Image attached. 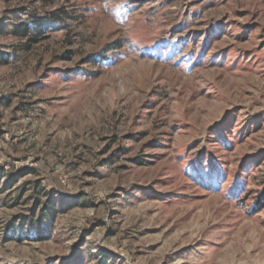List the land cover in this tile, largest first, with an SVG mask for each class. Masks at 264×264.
Listing matches in <instances>:
<instances>
[{
  "label": "rangeland",
  "instance_id": "obj_1",
  "mask_svg": "<svg viewBox=\"0 0 264 264\" xmlns=\"http://www.w3.org/2000/svg\"><path fill=\"white\" fill-rule=\"evenodd\" d=\"M0 264H264V0H0Z\"/></svg>",
  "mask_w": 264,
  "mask_h": 264
},
{
  "label": "trees",
  "instance_id": "obj_2",
  "mask_svg": "<svg viewBox=\"0 0 264 264\" xmlns=\"http://www.w3.org/2000/svg\"><path fill=\"white\" fill-rule=\"evenodd\" d=\"M44 20H37V21H32L31 24L28 22H24L23 24H21V26H17V31L18 32H23V33H31L34 32L37 34H41L42 33V27H43V23Z\"/></svg>",
  "mask_w": 264,
  "mask_h": 264
}]
</instances>
